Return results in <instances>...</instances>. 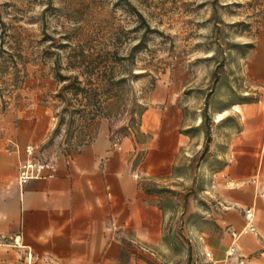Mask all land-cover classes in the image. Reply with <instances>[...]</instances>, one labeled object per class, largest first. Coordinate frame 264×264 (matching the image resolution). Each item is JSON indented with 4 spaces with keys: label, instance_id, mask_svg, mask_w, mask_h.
Instances as JSON below:
<instances>
[{
    "label": "rangeland",
    "instance_id": "rangeland-1",
    "mask_svg": "<svg viewBox=\"0 0 264 264\" xmlns=\"http://www.w3.org/2000/svg\"><path fill=\"white\" fill-rule=\"evenodd\" d=\"M262 41L264 0H0V134L46 118L48 147L69 151L99 120L117 132L134 117L141 145L146 115L159 113L156 123L169 120L187 143L176 158L182 180L164 186L173 251L159 250L156 263L204 264L189 240L213 230L212 174L229 165L246 125L264 120Z\"/></svg>",
    "mask_w": 264,
    "mask_h": 264
},
{
    "label": "crops",
    "instance_id": "crops-1",
    "mask_svg": "<svg viewBox=\"0 0 264 264\" xmlns=\"http://www.w3.org/2000/svg\"><path fill=\"white\" fill-rule=\"evenodd\" d=\"M146 116L152 125L144 122L141 133L150 139L141 145L134 136L112 142L107 119L69 151L48 147L46 118L0 134V264H157L159 250L173 251L165 232L169 202L158 192L173 178L182 180L176 158L187 141L169 120L156 123L159 113ZM135 152L145 157L139 162ZM227 158L205 192L217 201L209 210L213 230L197 232L190 247L204 264H264V120L246 125ZM26 161L40 167L22 182ZM248 208L255 210L257 233L241 236L228 256L231 233L245 228Z\"/></svg>",
    "mask_w": 264,
    "mask_h": 264
},
{
    "label": "built area",
    "instance_id": "built-area-1",
    "mask_svg": "<svg viewBox=\"0 0 264 264\" xmlns=\"http://www.w3.org/2000/svg\"><path fill=\"white\" fill-rule=\"evenodd\" d=\"M26 150L29 155H31L33 152V148L31 146H28ZM39 167H40V164H37L32 161H26L24 164H22L21 169H20V175H19L20 180L24 182V181H28V180L35 178V172L36 170H38ZM50 169H53V168H50ZM50 176L51 178L54 177V175H50ZM244 217L247 222L245 228L240 233H237V232L231 233V236L234 242L229 248L228 256H233L236 253L237 251L236 243L241 236L249 235L252 233H257V229L254 224L255 218H256L255 210L253 208L246 209L244 211ZM15 244L18 245V242L15 241Z\"/></svg>",
    "mask_w": 264,
    "mask_h": 264
},
{
    "label": "trees",
    "instance_id": "trees-1",
    "mask_svg": "<svg viewBox=\"0 0 264 264\" xmlns=\"http://www.w3.org/2000/svg\"><path fill=\"white\" fill-rule=\"evenodd\" d=\"M136 14H137V16H138V19L141 21V24H145V26H146V33L145 34H147V32L149 33V32H151V29H150V27H149V25H147V22H146V19H145V17L139 12V11H137L136 12ZM88 58H90V57H88ZM92 58V57H91ZM91 60V59H90ZM75 85H71V87L70 88H72V87H74ZM103 88H106L105 86L103 87ZM95 90V89H94ZM105 90V89H104ZM109 89L107 88L106 89V93L104 94L105 96L107 95V94H109L110 93V91H108ZM82 91H85L84 89H81V87L79 86V87H77V89H76V94L78 93V92H82ZM91 92H93L92 90H90ZM97 91V89L94 91V92H96ZM94 97H96V94L94 93ZM104 110H107V107L105 106H102V103H100V105H99V107H98V111L99 112H104ZM108 111V110H107ZM109 112V111H108ZM141 113V112H140ZM108 113H104L103 115L104 116H108L107 115ZM141 115V114H140ZM139 122H137V119H135L134 117H132L131 118V121H130V124H129V126H127V127H122V128H120L117 132H115L113 129H112V133H111V140H112V142H115L116 141V138H118V135H120L121 136V138L122 139H124V138H128V137H131V136H133V134H135V135H138L139 134V129H138V127H139ZM117 134V135H116ZM206 134H207V140L208 141H210V139H211V134H210V130L208 129L207 131H206ZM122 139H120V141L122 140ZM119 141V140H118ZM206 152H208V146H206V149H205V153ZM168 192V190L167 189H161V190H159V192L158 193H160V194H166Z\"/></svg>",
    "mask_w": 264,
    "mask_h": 264
},
{
    "label": "bare ground",
    "instance_id": "bare-ground-1",
    "mask_svg": "<svg viewBox=\"0 0 264 264\" xmlns=\"http://www.w3.org/2000/svg\"><path fill=\"white\" fill-rule=\"evenodd\" d=\"M219 120H222V119L219 118Z\"/></svg>",
    "mask_w": 264,
    "mask_h": 264
}]
</instances>
